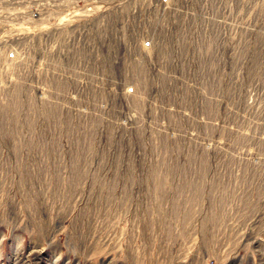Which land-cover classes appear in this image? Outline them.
Listing matches in <instances>:
<instances>
[{
    "label": "rangeland",
    "instance_id": "374dc122",
    "mask_svg": "<svg viewBox=\"0 0 264 264\" xmlns=\"http://www.w3.org/2000/svg\"><path fill=\"white\" fill-rule=\"evenodd\" d=\"M0 264H264V0H0Z\"/></svg>",
    "mask_w": 264,
    "mask_h": 264
}]
</instances>
